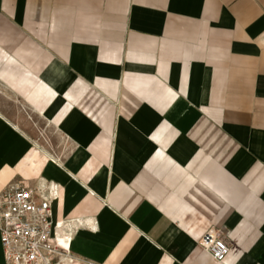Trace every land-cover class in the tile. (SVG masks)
<instances>
[{
    "label": "crops",
    "instance_id": "0c3cea01",
    "mask_svg": "<svg viewBox=\"0 0 264 264\" xmlns=\"http://www.w3.org/2000/svg\"><path fill=\"white\" fill-rule=\"evenodd\" d=\"M20 180L58 185L74 257L264 264V0H0V192Z\"/></svg>",
    "mask_w": 264,
    "mask_h": 264
},
{
    "label": "built area",
    "instance_id": "2783aa9c",
    "mask_svg": "<svg viewBox=\"0 0 264 264\" xmlns=\"http://www.w3.org/2000/svg\"><path fill=\"white\" fill-rule=\"evenodd\" d=\"M58 195L53 181L20 180L0 192V244L4 264H96L74 257L71 236L60 232L52 203ZM212 258L221 262L230 241L219 228H208L197 240Z\"/></svg>",
    "mask_w": 264,
    "mask_h": 264
},
{
    "label": "rangeland",
    "instance_id": "374dc122",
    "mask_svg": "<svg viewBox=\"0 0 264 264\" xmlns=\"http://www.w3.org/2000/svg\"><path fill=\"white\" fill-rule=\"evenodd\" d=\"M5 111L7 112H12V113H15V115H18L19 113L22 114V115H25V117H27V113H26V110H24L22 107H20L18 105V103H12L10 102V107L8 108H4ZM44 127V126H43ZM40 129V128H39ZM43 130H45V128H43ZM62 148V147H60ZM63 150V149H62Z\"/></svg>",
    "mask_w": 264,
    "mask_h": 264
}]
</instances>
